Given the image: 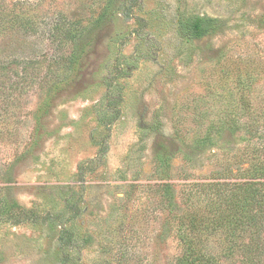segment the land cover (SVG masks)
<instances>
[{
	"label": "rangeland",
	"instance_id": "1",
	"mask_svg": "<svg viewBox=\"0 0 264 264\" xmlns=\"http://www.w3.org/2000/svg\"><path fill=\"white\" fill-rule=\"evenodd\" d=\"M3 1L43 34L15 16L0 40L36 62L0 102V216L31 214L0 218V264H175L168 201L254 143L238 122L264 103V0ZM197 14L222 27L187 39Z\"/></svg>",
	"mask_w": 264,
	"mask_h": 264
},
{
	"label": "trees",
	"instance_id": "2",
	"mask_svg": "<svg viewBox=\"0 0 264 264\" xmlns=\"http://www.w3.org/2000/svg\"><path fill=\"white\" fill-rule=\"evenodd\" d=\"M3 2L0 0V40L5 35L12 38L9 32L15 27L17 16L14 11L7 12ZM17 18L26 35L42 36L35 20ZM7 23L11 24L9 29H5ZM221 24L216 17L197 14L179 27L182 36L193 40L217 32ZM38 61L39 64L44 60ZM32 62L36 63L25 55L0 59V102L10 98L14 86L33 79ZM40 68L39 64L35 70ZM8 112L12 114L0 105V115ZM238 125L245 128L247 139H254V143L238 148V159L227 158L208 180L190 184L184 201H168L181 244L175 264H264V103L254 101V118ZM234 163L239 164L235 170ZM28 211L11 198L2 209L7 215L0 218L18 225L31 218ZM60 238L66 246L75 242L68 227H63Z\"/></svg>",
	"mask_w": 264,
	"mask_h": 264
}]
</instances>
